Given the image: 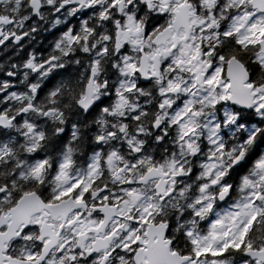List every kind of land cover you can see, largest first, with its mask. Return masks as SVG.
<instances>
[{
	"label": "snow or ice",
	"instance_id": "snow-or-ice-1",
	"mask_svg": "<svg viewBox=\"0 0 264 264\" xmlns=\"http://www.w3.org/2000/svg\"><path fill=\"white\" fill-rule=\"evenodd\" d=\"M0 264H264V0H0Z\"/></svg>",
	"mask_w": 264,
	"mask_h": 264
}]
</instances>
